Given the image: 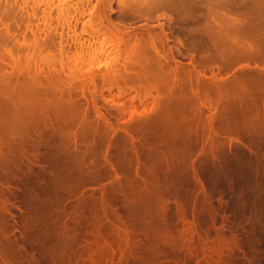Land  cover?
Instances as JSON below:
<instances>
[{"label": "rangeland", "instance_id": "obj_1", "mask_svg": "<svg viewBox=\"0 0 264 264\" xmlns=\"http://www.w3.org/2000/svg\"><path fill=\"white\" fill-rule=\"evenodd\" d=\"M87 27L99 40L108 41L95 60L88 54L86 41L92 37L85 32ZM39 97L65 112L89 111L92 121L113 130L110 140L125 134L130 143L140 144L156 133L198 135L189 162L192 179L198 183L189 217L177 212L179 199L169 200L175 217L165 225L167 235L155 238L161 244L133 225L124 212L123 207L137 201V191L124 196L122 207L109 205L105 187L122 174L108 160L112 144H106L101 166H108L109 177L90 189L102 193H98L101 219L97 230L94 227L98 234L91 230L97 236H72L58 264H239L229 251L236 239L246 237L253 239L254 258L264 260L257 247L260 237L254 232L264 230V208L249 214L250 222L240 211L236 228L228 226L220 193L211 203L210 190L195 165L198 156L212 150L215 138H223L227 147L248 149L244 138L219 131L216 121L231 118L233 109L243 103L264 107V0H0V264L31 263L8 241L15 232L9 227L15 221L13 212H24L10 197L12 191L21 190L12 183L18 176L13 178L9 166L17 156L15 147L20 148L18 156L34 152L24 130L31 129L22 123L32 119ZM177 105L183 109L176 113ZM243 262L254 264L255 259Z\"/></svg>", "mask_w": 264, "mask_h": 264}, {"label": "bare ground", "instance_id": "obj_2", "mask_svg": "<svg viewBox=\"0 0 264 264\" xmlns=\"http://www.w3.org/2000/svg\"><path fill=\"white\" fill-rule=\"evenodd\" d=\"M88 29L89 30H85V32L92 38L91 40L85 41L89 50L88 54L90 53V56H92L90 58L95 60L97 54L102 51L103 45L108 41L105 43L106 39L99 40V37L93 31L91 33L92 29ZM111 46L113 47V45ZM174 108L176 113L183 109L180 105L174 106ZM263 108L261 109L257 103H243L233 109L231 118L222 116L216 121L219 131L236 134L244 138L247 141L248 149L242 148L236 144L227 147L223 138H215L212 150H210V152H204L201 156L197 157L196 163L194 162L195 165H197V174L203 178L205 187L207 186L210 190V202L212 203L211 198L213 195L220 193L221 197L218 198H222L224 204L222 212L224 216L227 215L225 216V222L230 227L234 225L236 228L235 216L238 212L241 211L245 215H248L250 222L252 214L262 211L264 208ZM31 115H33V117H31L32 119L30 121L27 120L30 123L25 120L24 123L26 124H22L29 125L31 129H24L25 127L23 126V129L26 130L25 134L29 135L27 137L30 141H28L32 144L34 152H32V154H29L31 152L24 154L25 152L22 153L20 150L21 153L20 156H18L16 150L20 148L15 147L14 150L18 157L15 156V159H12V165L9 166L10 169L13 167L15 173L14 176L13 173L9 171L10 174L12 173L11 176L13 175V178L18 176V178H15L17 180L12 178V180H15L12 183L19 187V191L21 190L20 192L12 191L11 194L10 192L9 194L13 200L18 201V205L19 203L21 204L24 212L20 214H18V211L13 212L14 218H11L13 221L15 219V221L14 223L12 222L9 227L15 229V232L12 233L8 239L12 247H15L17 251L19 250L18 252L22 253L21 255L29 259L28 261L31 262L30 264H58V258L60 257L62 259V256H65L64 253L69 247L72 236L83 234V236L87 235L86 237H88L89 235L91 237L93 234H98L95 226L97 224L99 225L101 219L98 193H102H100V191L97 192L98 190L94 191L93 189L91 191L90 189L91 186L98 185L100 182L102 183L105 178L109 177L108 170L106 169L108 166L106 168L101 166V151L105 149L104 147L106 144L109 145V143L112 144V149L108 160L111 161L115 171L122 174L121 179L115 180L112 184L105 187V197L111 207H116L118 209L124 201V196H128V194L137 191V201L133 204H128L125 208L123 207V209L133 225L140 229V231L144 230L151 234L154 243L158 242L156 239L159 240L161 236L163 239V234L167 235V233H164L165 225L172 224L174 220L176 209L174 208V203L170 204L171 202L169 203V200L172 198L179 199L182 203L180 204V211L177 212L183 216L188 215L189 217L191 210L190 206H192V194L193 191L197 189L196 184L198 185V183H194L196 180L193 181L192 179L193 176L191 174L189 162L191 156L195 153V150H197L198 135L189 133L188 131H182V133L177 136H166L164 135L165 133H156L145 137V140H142L143 143L134 144L130 143L131 137L127 138L125 134L122 135L117 133L118 135H116L115 138L113 137V140H110L109 133L112 130L110 126L105 127L106 125L104 126L102 123L92 121L89 111L85 113L82 112V114L76 111L65 112L60 110L45 97L35 99L34 112ZM23 135H21L20 138L23 137ZM16 137L19 136L16 135ZM16 139L14 140L17 141ZM22 140L24 139L22 138ZM10 141L11 140H9V142ZM26 143L25 141V144ZM18 144L20 146L22 145L21 143ZM31 144H28V146ZM11 146L13 149V145ZM25 147L27 146L24 145L22 148ZM26 150L27 149H25V151ZM7 154L9 155L10 153ZM10 155H12V153ZM9 159L11 160V158ZM134 162H136L135 165L137 164L138 175L136 176L132 175V164ZM6 167H8L7 163ZM13 188L16 189L17 187ZM196 211L197 210L194 212ZM249 214H251L250 217ZM259 216H256V219ZM203 219L205 220V218ZM254 223H251V225ZM201 226L203 225L201 224ZM252 226L256 227L257 225ZM94 227L97 233L94 231ZM258 229L254 231L258 233L260 237V243L257 244V247L261 255L264 256V230ZM225 234L227 235L225 232L224 234L222 233V237ZM83 236L82 239H84ZM232 241L234 240L231 239L230 242ZM229 244L231 245V243ZM138 245L137 247L140 246ZM140 247H142V245ZM160 247H162V245ZM170 247L169 249L171 250L173 247ZM254 249L255 247L251 237L236 239L230 248L229 257L231 260H236L239 264H245L243 260L248 262L251 258L255 259L254 264H264V260L262 261L254 258ZM162 250L164 251V249ZM166 250H168V248ZM173 251H175V249ZM24 263L26 262L24 261Z\"/></svg>", "mask_w": 264, "mask_h": 264}]
</instances>
